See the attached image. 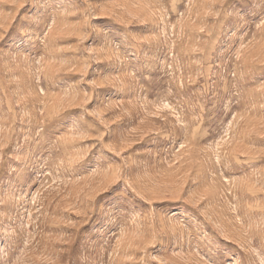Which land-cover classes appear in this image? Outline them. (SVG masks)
Returning a JSON list of instances; mask_svg holds the SVG:
<instances>
[{"label":"rangeland","instance_id":"obj_1","mask_svg":"<svg viewBox=\"0 0 264 264\" xmlns=\"http://www.w3.org/2000/svg\"><path fill=\"white\" fill-rule=\"evenodd\" d=\"M0 264H264V0H0Z\"/></svg>","mask_w":264,"mask_h":264}]
</instances>
